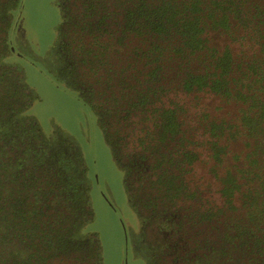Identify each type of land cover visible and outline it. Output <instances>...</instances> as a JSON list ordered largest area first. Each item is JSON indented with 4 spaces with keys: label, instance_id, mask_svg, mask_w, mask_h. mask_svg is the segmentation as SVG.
Masks as SVG:
<instances>
[{
    "label": "trees",
    "instance_id": "obj_1",
    "mask_svg": "<svg viewBox=\"0 0 264 264\" xmlns=\"http://www.w3.org/2000/svg\"><path fill=\"white\" fill-rule=\"evenodd\" d=\"M21 1L0 0V264H103L101 239L87 230L94 179L81 147L41 128L28 111L38 96L2 60L20 26L8 13ZM61 7L54 79L95 114L126 164L148 238L129 237L133 255L264 264V0ZM203 166L211 188L194 177Z\"/></svg>",
    "mask_w": 264,
    "mask_h": 264
},
{
    "label": "rangeland",
    "instance_id": "obj_2",
    "mask_svg": "<svg viewBox=\"0 0 264 264\" xmlns=\"http://www.w3.org/2000/svg\"><path fill=\"white\" fill-rule=\"evenodd\" d=\"M58 6L55 0H22L17 13H21L20 26L13 32L9 47L15 46L16 52L10 50L9 56L2 60L17 68L38 96L28 111L38 119L41 128L49 135L61 130L81 147L89 175L94 179L91 194L95 219L87 230L101 239L103 264H145L133 255L129 240L132 236L133 243L143 244L148 238L142 236L141 221L129 205L124 170L115 162L93 113L50 74V50L58 40L57 26L61 22ZM16 53L23 55L21 59L16 58ZM31 60H37L36 64ZM135 143V135L131 133L130 144ZM207 169L203 166L198 174L194 172L197 183L205 189L213 184L206 176Z\"/></svg>",
    "mask_w": 264,
    "mask_h": 264
},
{
    "label": "flooded vegetation",
    "instance_id": "obj_3",
    "mask_svg": "<svg viewBox=\"0 0 264 264\" xmlns=\"http://www.w3.org/2000/svg\"><path fill=\"white\" fill-rule=\"evenodd\" d=\"M61 2H62V0H55V3L57 4V6L58 7H60L59 9H60V11H61V22H62V7H61ZM9 15H10V20H20V17H21V13L20 14H18V15H16V10H13L12 12H9L8 13ZM61 22L58 24V26H57V33L59 32V27H60V25H61ZM17 29H18V27H17ZM13 32H16V30L14 31L13 30ZM13 34V33H12ZM59 34V33H58ZM59 36V35H58ZM13 43V42H12ZM16 50V48H15V46H12L11 45V51L12 52H16L15 51ZM17 54V57H19V59H21V57L23 56V55H20L21 53H16ZM37 60H39V59H37ZM36 60V61H37ZM32 61V60H31ZM36 61H32V63L33 64H36L35 62ZM41 61V60H40ZM50 63L52 64V71L50 70V74L54 77V73H53V68H56L57 66H58V64H59V61H58V58H53V56H50V61H49V65H50ZM42 64H43V61H42ZM90 110V109H89ZM91 111V110H90ZM92 112V111H91ZM93 113V112H92ZM93 116L95 117V119H96V121H97V124H98V126H99V128L101 129V132H102V134H103V131H102V128H101V126H100V124H99V119L95 116V114L93 113ZM107 142V141H106ZM108 144V143H107ZM109 145V144H108ZM111 148V147H110ZM111 151H112V149H111ZM113 154V153H112ZM113 157H114V160H115V162L119 165V167L120 168H122L123 170H124V176L126 175V172H125V165H124V163H118V161H117V159L115 158V156L113 155ZM126 191H127V189H126ZM127 195H128V200H129V205L131 206V201H130V198H129V194H128V192H127ZM131 209H132V211H133V213L135 214V210L131 207ZM136 214H137V212H136ZM138 215V214H137ZM145 262V261H144Z\"/></svg>",
    "mask_w": 264,
    "mask_h": 264
}]
</instances>
